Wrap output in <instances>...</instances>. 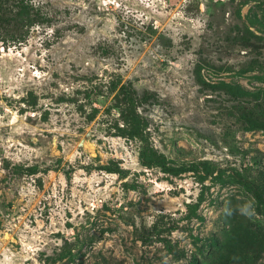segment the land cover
<instances>
[{"label":"rangeland","instance_id":"obj_1","mask_svg":"<svg viewBox=\"0 0 264 264\" xmlns=\"http://www.w3.org/2000/svg\"><path fill=\"white\" fill-rule=\"evenodd\" d=\"M26 1L0 264H264V0Z\"/></svg>","mask_w":264,"mask_h":264},{"label":"trees","instance_id":"obj_2","mask_svg":"<svg viewBox=\"0 0 264 264\" xmlns=\"http://www.w3.org/2000/svg\"><path fill=\"white\" fill-rule=\"evenodd\" d=\"M32 7L26 0H0V41H18L24 37V28L35 20ZM23 30V31H22ZM132 136H138L134 131Z\"/></svg>","mask_w":264,"mask_h":264},{"label":"clouds","instance_id":"obj_3","mask_svg":"<svg viewBox=\"0 0 264 264\" xmlns=\"http://www.w3.org/2000/svg\"><path fill=\"white\" fill-rule=\"evenodd\" d=\"M238 211L240 214L245 215L246 217H250L251 215L254 214V209L252 206L251 201H246L244 204L238 206ZM225 214L226 215H231L232 210L229 208H225Z\"/></svg>","mask_w":264,"mask_h":264}]
</instances>
